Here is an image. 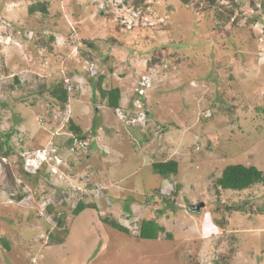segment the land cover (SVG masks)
<instances>
[{
	"label": "rangeland",
	"instance_id": "1",
	"mask_svg": "<svg viewBox=\"0 0 264 264\" xmlns=\"http://www.w3.org/2000/svg\"><path fill=\"white\" fill-rule=\"evenodd\" d=\"M262 2L0 0V264H264V185L215 186L228 164L264 173Z\"/></svg>",
	"mask_w": 264,
	"mask_h": 264
},
{
	"label": "trees",
	"instance_id": "2",
	"mask_svg": "<svg viewBox=\"0 0 264 264\" xmlns=\"http://www.w3.org/2000/svg\"><path fill=\"white\" fill-rule=\"evenodd\" d=\"M261 6L264 9V0L261 3ZM36 11L41 13L47 12V4L45 2H36L32 3L28 6V13L33 14ZM103 76H100L95 83L96 87L99 89L101 96L106 99V104L108 107L117 109L119 107V102L121 99V91L119 87H109L103 88L101 85ZM49 92L53 98H55L60 104L64 105L67 102L68 91L61 83L53 84L49 87ZM70 130L73 132V136L76 138H85V134L82 132L81 128L69 120ZM2 146L0 145V150ZM153 170L161 175H169L177 172L178 164L175 160H166L162 162H154L152 164ZM255 183H261L264 185V173L258 169L254 165H244L242 163H233L226 165L221 174L215 180V186L218 189L222 190H234L240 191L249 188ZM85 204L83 202H79L75 208L73 209V214H79ZM234 209V208H233ZM237 208L236 210H238ZM61 218H57L58 223H61ZM103 221L108 224L110 227L114 228L117 231L127 233L128 230L122 224H120L115 219H107L103 218ZM215 223L217 227H223V222L216 220ZM219 225V226H218ZM163 225L159 224L152 218H144L141 220L138 238L141 239H157L161 233L164 232ZM166 236L171 237L170 234H166Z\"/></svg>",
	"mask_w": 264,
	"mask_h": 264
},
{
	"label": "water",
	"instance_id": "3",
	"mask_svg": "<svg viewBox=\"0 0 264 264\" xmlns=\"http://www.w3.org/2000/svg\"><path fill=\"white\" fill-rule=\"evenodd\" d=\"M203 206H204V202L199 201V202L190 204L188 206V208H189V210H191L193 212H199Z\"/></svg>",
	"mask_w": 264,
	"mask_h": 264
},
{
	"label": "built area",
	"instance_id": "4",
	"mask_svg": "<svg viewBox=\"0 0 264 264\" xmlns=\"http://www.w3.org/2000/svg\"><path fill=\"white\" fill-rule=\"evenodd\" d=\"M81 141H82V140L80 139V140L77 142L78 144H77V143H74V144H73V142H72L71 149H72V150H75V149H79V148L81 149V148H83V145L81 144Z\"/></svg>",
	"mask_w": 264,
	"mask_h": 264
},
{
	"label": "clouds",
	"instance_id": "5",
	"mask_svg": "<svg viewBox=\"0 0 264 264\" xmlns=\"http://www.w3.org/2000/svg\"><path fill=\"white\" fill-rule=\"evenodd\" d=\"M138 95H140V94H138ZM140 97H142L141 95H140ZM74 139V138H73ZM76 139V138H75ZM77 139H79V138H77ZM81 139V138H80ZM81 140H83V139H81ZM73 142V140L71 141V143Z\"/></svg>",
	"mask_w": 264,
	"mask_h": 264
}]
</instances>
